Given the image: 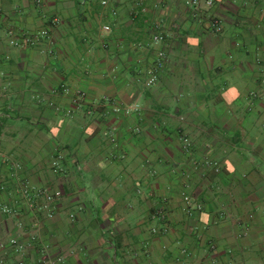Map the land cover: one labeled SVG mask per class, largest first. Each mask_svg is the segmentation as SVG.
I'll use <instances>...</instances> for the list:
<instances>
[{
	"label": "crops",
	"instance_id": "obj_1",
	"mask_svg": "<svg viewBox=\"0 0 264 264\" xmlns=\"http://www.w3.org/2000/svg\"><path fill=\"white\" fill-rule=\"evenodd\" d=\"M193 1L0 0V264H264V0Z\"/></svg>",
	"mask_w": 264,
	"mask_h": 264
},
{
	"label": "built area",
	"instance_id": "obj_2",
	"mask_svg": "<svg viewBox=\"0 0 264 264\" xmlns=\"http://www.w3.org/2000/svg\"><path fill=\"white\" fill-rule=\"evenodd\" d=\"M107 1H103V3H106ZM195 4L199 3V0H194L193 1ZM209 3H211L209 1ZM212 25L214 27H216L217 30L221 29V23L218 19H214L212 22ZM105 30H109L110 27L108 25L104 26ZM9 34L12 35L13 31L10 30ZM47 35V31L46 30H41L33 35H30L29 37L26 38V41L28 43H34L40 40V38L42 36ZM164 38V36L162 34H156L153 36V40L155 42H160L162 41ZM17 42V41H16ZM160 58H164V52H160L159 53ZM161 61V60H159ZM147 80H146V84L148 86L152 85L153 83H155L156 81V70L154 69H148L147 70ZM130 110H132V108H136V107H128ZM117 111L121 110V107L116 108ZM128 110V109H127ZM185 142L187 144H189V140L187 138H185ZM3 156L2 153L0 152V160H2ZM211 163L210 161L208 162V164ZM217 164V162L215 163ZM54 168L55 170L58 169L60 167V165L54 161L53 162ZM23 187V192L27 197V200L30 204V206L32 208L37 209L38 211H44L48 216H53L59 201L61 200L62 196H63V192L61 189H49V188H40V187H36L34 186L29 180H26L25 182H23L22 184ZM2 189H4V187H2ZM185 200L187 202H190V197L189 196H185ZM191 208L192 207H188V211L191 213ZM198 208H200V206H198ZM3 211L9 212L10 208L8 206H4L2 207ZM160 216L162 218H165V215L163 213V210H160ZM12 244L14 245V247L16 248V251H20V249L22 248L21 245H19L18 240L16 238H12L11 239Z\"/></svg>",
	"mask_w": 264,
	"mask_h": 264
},
{
	"label": "trees",
	"instance_id": "obj_3",
	"mask_svg": "<svg viewBox=\"0 0 264 264\" xmlns=\"http://www.w3.org/2000/svg\"><path fill=\"white\" fill-rule=\"evenodd\" d=\"M213 21V20H212Z\"/></svg>",
	"mask_w": 264,
	"mask_h": 264
}]
</instances>
